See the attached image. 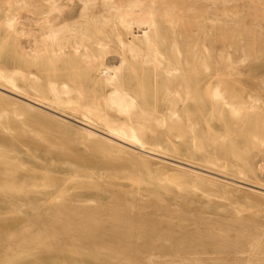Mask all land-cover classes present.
Segmentation results:
<instances>
[{"label": "bare ground", "instance_id": "bare-ground-1", "mask_svg": "<svg viewBox=\"0 0 264 264\" xmlns=\"http://www.w3.org/2000/svg\"><path fill=\"white\" fill-rule=\"evenodd\" d=\"M243 1L244 8L237 0H0L2 48L12 66L0 70V100L10 94L27 109L56 111L45 99L78 112L85 118L56 111L123 157L127 146L144 148L149 128L160 139L158 128L174 126L182 112L202 113L190 120L206 122L214 113L218 126L191 137L199 147L208 143L204 154L221 164L252 170L250 152H261L264 141V79L232 78L230 48L264 36V0ZM12 3L19 31L6 11ZM245 12L253 15L250 28ZM248 91L251 103L240 98ZM231 92L234 98L226 100ZM3 132L0 125V139ZM18 150L0 149V201L11 209L0 214V264H264V236L233 220L123 187L105 198L115 183L100 179L88 182L80 198L66 197L63 179L28 177L10 157ZM27 211L29 221L2 235L3 219H21Z\"/></svg>", "mask_w": 264, "mask_h": 264}, {"label": "rangeland", "instance_id": "rangeland-1", "mask_svg": "<svg viewBox=\"0 0 264 264\" xmlns=\"http://www.w3.org/2000/svg\"><path fill=\"white\" fill-rule=\"evenodd\" d=\"M237 2L243 5V8L248 4L243 0H237ZM6 11L15 21L12 29L19 31L20 18L14 4L9 5ZM236 16L239 17V14H231V17ZM245 17L246 26L250 28L249 19L253 15L247 13ZM137 28V26L134 27L136 32ZM26 40L25 36L19 38L27 50L29 46ZM3 46L4 33L0 26V70L11 71L12 66L5 56ZM230 51L232 78L240 77V81H247L254 77L264 79V36L250 42L244 49L237 47L230 48ZM3 83L6 82L3 81ZM22 92L43 100L30 89H22ZM248 92L240 98L251 103L250 93L253 91ZM232 93L225 94L226 100L234 98L228 97V95L234 96ZM252 94L254 95V92ZM15 98L18 97L9 94L8 97H2L3 100H0V125L5 131L2 133L3 138L0 139V149H19L21 152L11 151L10 157L15 159L28 177L33 175L37 181L41 182L49 178L63 179L65 196L74 198H80L84 194V187L88 182L97 179L109 181L115 185L110 188L105 198H108L113 189L123 187L146 196L165 199L173 205H180L203 216L233 220L247 228L248 233L258 232L264 236V190L255 189L234 180L242 179L264 187V141L260 144L261 152L257 149H252L250 152L254 165L250 172L238 169L235 163L221 164L215 157L204 154L210 149L208 143H203L199 147L196 144L199 141L191 137L194 134L201 135L207 132L211 126H218L213 118L214 113L206 114L209 118L206 122L190 120L193 116L203 117L202 113L182 112L181 120L177 124L161 125L158 128V131L162 133L160 139L153 138L156 132L149 128L146 138L142 140L143 149L163 153L191 165L223 173L225 176L191 166H176L170 160L148 154L142 149L140 143H137V148L140 150L127 146L126 157L117 155L109 150L108 146H102L97 138L88 137L81 132L79 123L71 119H82L84 116L80 113L72 114L45 99L44 101L51 103L56 111L67 113L72 117L68 118L35 104L33 106L37 109H27L21 105L24 103L16 101ZM14 102H18V107H13ZM245 102V105L250 104ZM14 140L19 142L20 148L11 144ZM48 188V190L53 189ZM35 193L32 192L30 195L33 196ZM86 196L90 200L95 197L92 191L87 192ZM10 210L8 201H0L1 215L6 216ZM31 214V211H27L21 219L11 217L3 219L2 235L7 236L11 231L20 228L31 219L28 217ZM187 223L192 224L188 220ZM75 259L79 260V255L76 254Z\"/></svg>", "mask_w": 264, "mask_h": 264}]
</instances>
